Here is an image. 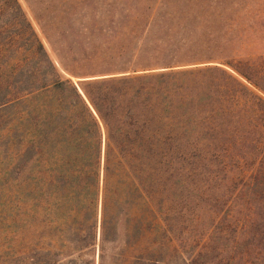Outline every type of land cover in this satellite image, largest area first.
I'll return each mask as SVG.
<instances>
[{
    "label": "trees",
    "instance_id": "obj_1",
    "mask_svg": "<svg viewBox=\"0 0 264 264\" xmlns=\"http://www.w3.org/2000/svg\"><path fill=\"white\" fill-rule=\"evenodd\" d=\"M7 14L12 264H264V54L148 40L147 19L128 61L64 76Z\"/></svg>",
    "mask_w": 264,
    "mask_h": 264
},
{
    "label": "rangeland",
    "instance_id": "obj_2",
    "mask_svg": "<svg viewBox=\"0 0 264 264\" xmlns=\"http://www.w3.org/2000/svg\"><path fill=\"white\" fill-rule=\"evenodd\" d=\"M17 2L64 76L58 58L79 76L104 74L128 61L147 19L148 40L168 33L193 46L218 45L227 55L264 54V0ZM10 18L0 15V31L12 29ZM8 121L5 110L0 113V264H12Z\"/></svg>",
    "mask_w": 264,
    "mask_h": 264
},
{
    "label": "water",
    "instance_id": "obj_3",
    "mask_svg": "<svg viewBox=\"0 0 264 264\" xmlns=\"http://www.w3.org/2000/svg\"><path fill=\"white\" fill-rule=\"evenodd\" d=\"M84 78H79L78 80H83Z\"/></svg>",
    "mask_w": 264,
    "mask_h": 264
}]
</instances>
